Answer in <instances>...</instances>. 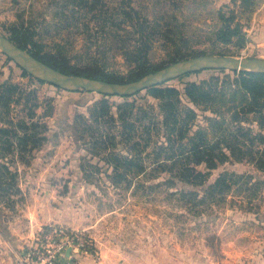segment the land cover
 Masks as SVG:
<instances>
[{"label":"rangeland","instance_id":"374dc122","mask_svg":"<svg viewBox=\"0 0 264 264\" xmlns=\"http://www.w3.org/2000/svg\"><path fill=\"white\" fill-rule=\"evenodd\" d=\"M19 1L0 0V33L6 34L11 24L24 23L35 28L48 46L64 48L70 64L79 68H85L93 56L105 71L129 74L131 65L119 48L136 42L135 27L129 21L122 23L120 16L132 10L134 17L144 20L148 33L169 29L175 38L188 37V45L195 49L214 51L202 57L264 61V0H254L252 10L240 15L248 39L242 49L209 39L220 25L219 11L232 9V0H99L98 4L83 0L88 5H75L72 0ZM166 56L164 47L157 44L153 62L160 63ZM31 72L0 48V84L12 81L36 90L42 104L36 121L46 125L38 128L39 136L47 139L39 147L0 151L6 156L0 163L17 175L15 188L9 187L8 192L4 185L12 184L11 180L0 183V224L33 225L34 237L22 252L46 246L47 237H57L56 230L76 244L66 246L58 264H264V169L250 161H230L212 171L203 187L164 184L170 174L151 170L131 178L129 187L113 185L106 176L108 165L90 154L76 126L77 116L88 115L104 94L66 89L48 80L41 84ZM214 75L222 74L205 69L164 85L183 89L187 82ZM147 91L129 100L157 104ZM109 99L116 105L126 100L117 95ZM16 113L12 114L15 122L19 120ZM84 124L80 121L79 127ZM250 125L261 131L257 123ZM86 157L101 169L89 172L87 178L81 169ZM226 172L244 178H237L238 183L218 204L206 199L205 205L195 207L180 193L198 192V199H204L207 188Z\"/></svg>","mask_w":264,"mask_h":264},{"label":"trees","instance_id":"16d2710c","mask_svg":"<svg viewBox=\"0 0 264 264\" xmlns=\"http://www.w3.org/2000/svg\"><path fill=\"white\" fill-rule=\"evenodd\" d=\"M73 1L75 5L85 2ZM232 1V9L219 11L220 25L212 30L209 39L212 43L234 44L242 49L248 39L247 26L240 15L252 10L254 0ZM95 2L100 3L99 0ZM85 4L88 5V1ZM135 13L132 10L120 16L122 23L129 21L135 27L136 42L119 48L120 54L131 65L127 76L105 71L93 56L85 68L72 66L64 48L48 46L35 28L26 27L24 23L11 24L4 36L65 75L121 85L137 82L174 64L213 54V50L188 45L190 40L185 35L175 38L169 29L161 32L160 28L148 33L144 20L134 17ZM114 37H118L117 33ZM157 44H161L167 54L160 63L152 60ZM217 70L222 75L187 82L183 89L164 84L148 89L147 95L157 104L147 102L140 105L137 100H129L132 95L120 96L126 100L116 105L110 101L111 95H104L89 109L88 115L77 116L76 126L82 139L89 145L90 154L108 165L106 176L113 185L127 184L129 187L131 178L146 175L151 170L170 174V180L164 184L203 187L212 171L230 161H250L264 169V72ZM36 81L45 83L41 79ZM37 93L12 81L0 84V151H30L47 140L38 132L40 126L46 125L36 121L37 111L42 107ZM15 112L17 122L12 117ZM200 112L204 113L202 122ZM80 121L85 123L82 129ZM253 123L258 124L260 132L250 125ZM1 157L6 156L0 154ZM81 169L85 178L91 171H101L89 157L83 159ZM16 176L7 164L0 163V183H6L7 179L12 182L4 185L8 187L7 192L9 187L15 188ZM237 178L243 179L244 176L228 172L221 174L207 188L204 199H198V192L180 193L195 207L205 205L206 199L218 204L222 195L225 196L238 183Z\"/></svg>","mask_w":264,"mask_h":264},{"label":"water","instance_id":"95a60500","mask_svg":"<svg viewBox=\"0 0 264 264\" xmlns=\"http://www.w3.org/2000/svg\"><path fill=\"white\" fill-rule=\"evenodd\" d=\"M0 48L11 58L21 64L25 69L30 71L24 63H29L31 65H39L43 69L48 70L52 75L51 76H38V79L48 80L51 83L61 86L66 89L77 90V89H86L89 91H95L103 93L104 95H117V96H132L137 93H140L143 90L150 89L152 87H156L162 85L174 78L180 77L182 75L188 73H194L199 70L205 69H219L224 68L227 70H237V71H255L250 68L255 65V63H260L264 65V61L262 60H244V59H235V58H227V57H199L189 61H183L173 66L162 69L154 74H150L145 78L129 83V84H113L99 80L93 79H85L77 76L65 75L43 62L39 61L27 51L19 48L15 44H13L6 36L0 33ZM199 62V63H198ZM183 65L181 69L171 71L170 75H164L162 72L166 70H172V68ZM256 72H264V71H256ZM158 76V79H153V77ZM86 80V83H79L78 80ZM96 83L97 87H92L91 84Z\"/></svg>","mask_w":264,"mask_h":264},{"label":"crops","instance_id":"0c3cea01","mask_svg":"<svg viewBox=\"0 0 264 264\" xmlns=\"http://www.w3.org/2000/svg\"><path fill=\"white\" fill-rule=\"evenodd\" d=\"M30 224L32 225V222ZM32 228L33 225L27 227L20 223L2 221L0 224V264H18L21 250L34 237Z\"/></svg>","mask_w":264,"mask_h":264},{"label":"built area","instance_id":"2783aa9c","mask_svg":"<svg viewBox=\"0 0 264 264\" xmlns=\"http://www.w3.org/2000/svg\"><path fill=\"white\" fill-rule=\"evenodd\" d=\"M57 237H47V245L34 248L25 249L18 259V264H58L59 256L62 255L67 245H76L71 242L70 237H66L63 231H56ZM39 240V239H38ZM50 240L55 242L53 245L49 244Z\"/></svg>","mask_w":264,"mask_h":264},{"label":"bare ground","instance_id":"6f19581e","mask_svg":"<svg viewBox=\"0 0 264 264\" xmlns=\"http://www.w3.org/2000/svg\"><path fill=\"white\" fill-rule=\"evenodd\" d=\"M199 63V62H198ZM24 65L30 70L32 71L34 74L38 75V76H42V77H45V76H51L52 74L46 70V69H43L42 67H40L39 65H31L29 63H24ZM183 65H180V66H177V67H174L172 68V70H166L164 72H162L163 74L165 75H170L171 71L173 70H180L181 67ZM252 70H255V71H264V65H261L260 63H255V65H253L252 68H250ZM154 79H158V76H155L153 77ZM82 80V79H81ZM85 82H81L80 80H78L79 83H86V80H83ZM97 84L96 83H93L91 84L92 87H97L96 86Z\"/></svg>","mask_w":264,"mask_h":264}]
</instances>
